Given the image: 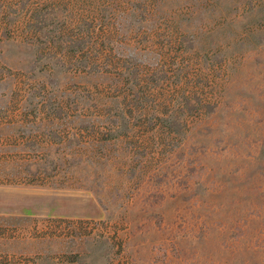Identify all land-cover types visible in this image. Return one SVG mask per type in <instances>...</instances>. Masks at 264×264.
<instances>
[{"label": "rangeland", "instance_id": "1", "mask_svg": "<svg viewBox=\"0 0 264 264\" xmlns=\"http://www.w3.org/2000/svg\"><path fill=\"white\" fill-rule=\"evenodd\" d=\"M0 264H264V0H0Z\"/></svg>", "mask_w": 264, "mask_h": 264}]
</instances>
